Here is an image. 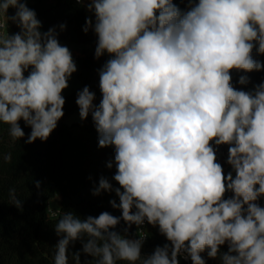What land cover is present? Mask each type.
Wrapping results in <instances>:
<instances>
[{"label": "clouds", "instance_id": "1", "mask_svg": "<svg viewBox=\"0 0 264 264\" xmlns=\"http://www.w3.org/2000/svg\"><path fill=\"white\" fill-rule=\"evenodd\" d=\"M181 2L187 11L173 0H88L95 21L88 18L83 31L97 36L95 57L110 58L99 70L100 103L85 86L76 104L81 120L91 113L98 146L114 147L119 187L102 177L93 195L114 190L119 203L110 204L121 216L65 212L54 227V264H69L70 243L85 237L82 252L96 264H180L182 253L205 264L206 250L221 264H264V206L257 203L264 196V82L251 91L231 83L233 70L264 69L252 55L254 48L264 54V0ZM0 18V28L11 21L20 29L0 32V124L21 140L23 120L31 128L25 143L46 141L77 71L72 53L54 29L40 31L26 0H0ZM225 144L233 170L227 175L213 147ZM121 220L158 226L170 243L142 257L145 238L115 231ZM80 256L73 253L75 264Z\"/></svg>", "mask_w": 264, "mask_h": 264}, {"label": "trees", "instance_id": "2", "mask_svg": "<svg viewBox=\"0 0 264 264\" xmlns=\"http://www.w3.org/2000/svg\"><path fill=\"white\" fill-rule=\"evenodd\" d=\"M173 2L182 12L188 10L186 2ZM26 3L41 21L42 33L51 28L55 30L60 43L89 46L75 59L81 87L64 97V115L46 141L37 139L31 144L25 143L31 128L23 120L19 122L25 132L21 140H13L9 136V126L0 124V264H54L55 245L60 239L54 227L65 212L73 211L81 219L96 217L105 211L121 216V210L110 204L111 200L119 203L114 190L93 195L102 177L109 180L113 189L119 187L113 179L116 172L114 147L98 146V133L91 113L86 120L69 126L63 122L68 115L79 112L77 94L85 86L95 93V104L100 103L99 70L104 64L105 54L99 59L95 57L97 36L92 28L87 33L83 31L88 16L84 7L75 0H29ZM14 13L15 9L12 15ZM61 25L65 27L61 29ZM19 31L17 25L11 22L8 33ZM252 55L264 64V54H257L254 48ZM28 71L24 73L25 76ZM231 76L234 88L248 91L264 82V69L253 72L233 70ZM241 76L248 77L249 83H238ZM9 154L10 161L5 159ZM110 162L113 163L112 168L107 167ZM37 181L40 182L39 188L36 187ZM57 193L60 195L59 212L51 217L48 203ZM15 200L22 203V208L15 206ZM125 228H128L127 236L136 239L135 225L128 227L123 220L114 230L124 235ZM86 239L70 243L69 264H75L73 253L76 252L81 253V264H96L97 258L82 252ZM166 241L160 235L150 237L142 245V257L151 255L157 246L163 247ZM227 251L226 243L220 247V253ZM201 256L205 264L221 263L219 255L210 258L207 250ZM178 259L180 264H186L180 257ZM137 264L140 262L137 261Z\"/></svg>", "mask_w": 264, "mask_h": 264}, {"label": "built area", "instance_id": "3", "mask_svg": "<svg viewBox=\"0 0 264 264\" xmlns=\"http://www.w3.org/2000/svg\"><path fill=\"white\" fill-rule=\"evenodd\" d=\"M75 2H76V0H75ZM87 3H88V0H84L83 3H78V4H80L84 7L88 18H91L94 22L95 16L93 13H91L87 10ZM12 11H13V8H9V10H8L9 16L12 15ZM0 23H3V18H0ZM10 24H11V21H9L5 27L0 28V32L8 33ZM213 147L216 148L217 162L220 163L223 168L232 170L231 166L227 163L228 147L229 146L225 144V145H220V146L213 145ZM233 174H234V172H233ZM259 204L261 206H264V201L260 202ZM135 233H136V239L145 238L143 243L147 242L148 239L154 235H160V236H162V238L166 239V237H164L163 235H161L159 233L158 226L153 227L152 225L148 224L147 222H145L142 226H139V227L135 225ZM169 243H170L169 241H166V244H169ZM184 256H185V254L182 253L179 257L186 264H191V259L190 258L185 259ZM218 264H221V263H218Z\"/></svg>", "mask_w": 264, "mask_h": 264}, {"label": "rangeland", "instance_id": "4", "mask_svg": "<svg viewBox=\"0 0 264 264\" xmlns=\"http://www.w3.org/2000/svg\"><path fill=\"white\" fill-rule=\"evenodd\" d=\"M26 2H29V0H26ZM62 46H67L69 48V50L72 53V57L73 60L75 62V59L81 56L82 50L89 48L88 45H81V44H71V43H60ZM77 67V66H76ZM77 74H78V68L77 71L74 72L72 74V76L69 78L68 80V87L63 90L62 95L64 97H66L67 95H69L70 93H72L73 91H76L77 89H79L81 87V81L77 78ZM254 88V86L248 90L251 91ZM94 104H95V100H94ZM81 118L79 116V112L76 111L71 115H68L63 122L66 125H71L72 123L78 122L80 121ZM60 195L59 193L56 194V196L51 199L48 203V213L51 217H55L57 215V213L59 212V205H60Z\"/></svg>", "mask_w": 264, "mask_h": 264}, {"label": "crops", "instance_id": "5", "mask_svg": "<svg viewBox=\"0 0 264 264\" xmlns=\"http://www.w3.org/2000/svg\"><path fill=\"white\" fill-rule=\"evenodd\" d=\"M109 58H110V57L108 56V54L105 53V61H104V63H105ZM103 65H104V64H103ZM223 170H224L225 175H227V173H229V172H232L231 169L223 168ZM233 175H234V174H233ZM232 195H233V194H232L231 192H228V193H226L225 198H229V197H231ZM262 201H264V196L260 197L259 200L257 201V203H260V202H262Z\"/></svg>", "mask_w": 264, "mask_h": 264}]
</instances>
